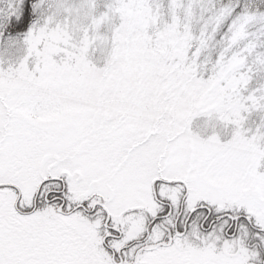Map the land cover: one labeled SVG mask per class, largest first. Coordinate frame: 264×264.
I'll return each instance as SVG.
<instances>
[{"label": "snow or ice", "instance_id": "1", "mask_svg": "<svg viewBox=\"0 0 264 264\" xmlns=\"http://www.w3.org/2000/svg\"><path fill=\"white\" fill-rule=\"evenodd\" d=\"M26 4L9 0L6 16ZM105 7L102 15L111 14L114 5ZM33 35L34 25L25 55L0 68V264H248L257 253L225 235L241 218L264 230V116L248 135L242 115L264 110V93L214 97L177 126L148 119L152 94L135 103V89L128 119L83 112L34 122L17 109L63 108L71 90L86 85L35 71ZM253 67H264V56ZM211 112L233 126L229 138L188 130ZM246 180L261 190H245Z\"/></svg>", "mask_w": 264, "mask_h": 264}, {"label": "rangeland", "instance_id": "2", "mask_svg": "<svg viewBox=\"0 0 264 264\" xmlns=\"http://www.w3.org/2000/svg\"><path fill=\"white\" fill-rule=\"evenodd\" d=\"M8 2L0 0V68L15 67L25 55L24 37L34 25L33 69L49 78L63 73L86 85L73 88L63 108L17 109L34 122L83 112L128 119L135 89L141 97L135 103L152 94L144 113L148 119L177 126L187 110L207 105L214 97L242 100L264 93V67H253L264 56V16L234 13L225 0H96L95 8L87 0H27L22 11L6 16ZM106 4L114 7L111 14L102 15L109 12ZM242 115L251 135L264 110ZM232 127L222 125L211 112L194 117L188 130L200 139L220 132L225 140ZM248 139L241 136L242 141ZM258 171H264V159ZM244 189L260 191L261 185L246 180Z\"/></svg>", "mask_w": 264, "mask_h": 264}, {"label": "flooded vegetation", "instance_id": "3", "mask_svg": "<svg viewBox=\"0 0 264 264\" xmlns=\"http://www.w3.org/2000/svg\"><path fill=\"white\" fill-rule=\"evenodd\" d=\"M244 224L245 232L239 231V224ZM240 236L243 246L251 253H257L256 256H250L248 264H264V230L258 228L253 220H241L225 235V239Z\"/></svg>", "mask_w": 264, "mask_h": 264}, {"label": "trees", "instance_id": "4", "mask_svg": "<svg viewBox=\"0 0 264 264\" xmlns=\"http://www.w3.org/2000/svg\"><path fill=\"white\" fill-rule=\"evenodd\" d=\"M225 2L230 5L234 13H261L264 11V0H225ZM235 9H239L238 11H234ZM14 23V21H11ZM24 25V24H23ZM12 29H19L18 27L11 24Z\"/></svg>", "mask_w": 264, "mask_h": 264}, {"label": "clouds", "instance_id": "5", "mask_svg": "<svg viewBox=\"0 0 264 264\" xmlns=\"http://www.w3.org/2000/svg\"><path fill=\"white\" fill-rule=\"evenodd\" d=\"M81 16H83V13H81ZM76 18L74 17V20H75ZM201 134H203V133H201Z\"/></svg>", "mask_w": 264, "mask_h": 264}]
</instances>
